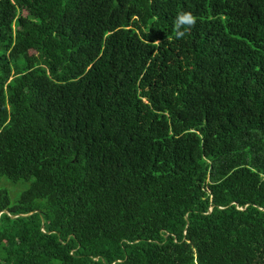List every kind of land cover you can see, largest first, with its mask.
Listing matches in <instances>:
<instances>
[{
  "label": "trees",
  "instance_id": "16d2710c",
  "mask_svg": "<svg viewBox=\"0 0 264 264\" xmlns=\"http://www.w3.org/2000/svg\"><path fill=\"white\" fill-rule=\"evenodd\" d=\"M1 177L0 264H264V0H0Z\"/></svg>",
  "mask_w": 264,
  "mask_h": 264
},
{
  "label": "clouds",
  "instance_id": "9594fccd",
  "mask_svg": "<svg viewBox=\"0 0 264 264\" xmlns=\"http://www.w3.org/2000/svg\"><path fill=\"white\" fill-rule=\"evenodd\" d=\"M196 19L197 18L191 12H179L173 21L175 39H182L188 32H190L196 24ZM159 44L160 41L153 42V45L158 46Z\"/></svg>",
  "mask_w": 264,
  "mask_h": 264
},
{
  "label": "rangeland",
  "instance_id": "374dc122",
  "mask_svg": "<svg viewBox=\"0 0 264 264\" xmlns=\"http://www.w3.org/2000/svg\"><path fill=\"white\" fill-rule=\"evenodd\" d=\"M28 185V182L21 181L12 183L4 177L0 178V189L5 190L8 193V196L12 202L15 201L19 195L28 188Z\"/></svg>",
  "mask_w": 264,
  "mask_h": 264
}]
</instances>
